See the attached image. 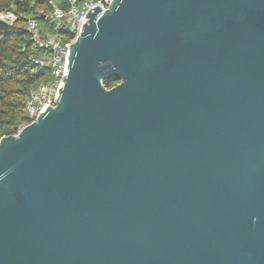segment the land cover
I'll return each instance as SVG.
<instances>
[{"label":"water","instance_id":"obj_1","mask_svg":"<svg viewBox=\"0 0 264 264\" xmlns=\"http://www.w3.org/2000/svg\"><path fill=\"white\" fill-rule=\"evenodd\" d=\"M84 18L53 105L0 138V264H264V0Z\"/></svg>","mask_w":264,"mask_h":264},{"label":"trees","instance_id":"obj_2","mask_svg":"<svg viewBox=\"0 0 264 264\" xmlns=\"http://www.w3.org/2000/svg\"><path fill=\"white\" fill-rule=\"evenodd\" d=\"M62 9H67L64 0H52ZM84 0H79L81 4ZM12 9L17 21L8 26L0 21V138L15 135L30 118L25 111V103L31 90L41 83L51 82L49 68L34 63L35 59L48 56V51L39 48L30 40L25 23L35 21L44 35L50 33V22L44 18L51 11L46 0H0V11ZM64 42L73 39L74 34L67 29L59 31ZM116 80L105 83L107 88Z\"/></svg>","mask_w":264,"mask_h":264},{"label":"built area","instance_id":"obj_3","mask_svg":"<svg viewBox=\"0 0 264 264\" xmlns=\"http://www.w3.org/2000/svg\"><path fill=\"white\" fill-rule=\"evenodd\" d=\"M46 1L51 6L49 14L44 16L50 22L49 35L42 34L39 25L33 20L28 19L25 23L30 40L49 53L48 56L35 59L34 63L42 68H49L51 76V82L41 83L29 93L25 103V111L30 118L29 123L35 121L47 105H53L65 74L68 46L81 34L82 27L87 22L85 15L96 6H99L100 10H106L111 0H84L81 4L79 0H64L67 4L65 10L56 6L52 0ZM0 21L11 26L17 21V16L12 9H4L0 11ZM64 28L74 34L73 39L68 42H64L60 37L59 31Z\"/></svg>","mask_w":264,"mask_h":264}]
</instances>
